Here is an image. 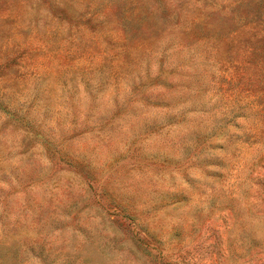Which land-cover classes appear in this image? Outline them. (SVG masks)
Instances as JSON below:
<instances>
[{
    "label": "rangeland",
    "instance_id": "obj_1",
    "mask_svg": "<svg viewBox=\"0 0 264 264\" xmlns=\"http://www.w3.org/2000/svg\"><path fill=\"white\" fill-rule=\"evenodd\" d=\"M0 264H264V0H0Z\"/></svg>",
    "mask_w": 264,
    "mask_h": 264
}]
</instances>
